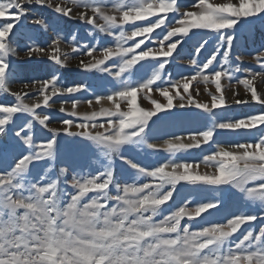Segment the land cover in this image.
<instances>
[{
  "label": "snow or ice",
  "instance_id": "obj_1",
  "mask_svg": "<svg viewBox=\"0 0 264 264\" xmlns=\"http://www.w3.org/2000/svg\"><path fill=\"white\" fill-rule=\"evenodd\" d=\"M260 85L264 0H0V264H264Z\"/></svg>",
  "mask_w": 264,
  "mask_h": 264
},
{
  "label": "rangeland",
  "instance_id": "obj_2",
  "mask_svg": "<svg viewBox=\"0 0 264 264\" xmlns=\"http://www.w3.org/2000/svg\"><path fill=\"white\" fill-rule=\"evenodd\" d=\"M49 11H50V10H49ZM74 24H75V26L73 27V29H76L77 27H79V25H77L75 22H74ZM84 35H85V33L82 34V37H83ZM253 40H255L256 44H258V43L260 42V40H261V37L259 36V34H256V35H254L251 39H249V41H248V46H249V47H253V46H255V45L253 44ZM186 59H187V56H184V57L180 58V60H178L177 63H183L184 60H186ZM76 62H77V61L74 59V60L72 61V64L75 65ZM47 70H48V67H47V66H44V67H42V68H40V66H35V67H27V66H26V67L22 68L21 72H22V75L24 76V78H28V77H30V76H38V77H42L43 73L46 72ZM169 71H171V72L175 75V72H176V67H175V65H173L171 68H169ZM68 73L73 74V75H71V76L69 77V76H67ZM68 73H66V74L64 75V79H65V81H66L67 83H71V82H74V81L79 82V81H82V80H84V79H88L87 75H86V74H83V73H81V72H79V70H73V71H70V72L68 71ZM18 87H19L18 84L13 85L14 90H15L16 88H18ZM260 87H261V88H264V85H260ZM241 93H243V89H241ZM227 95H228L229 97H231L232 92H231L230 90H228V91H227ZM157 98H158V97H157ZM198 98H199L200 100H202V101L208 99L207 96H206V94H202V95L199 96ZM145 106H147V102H145ZM58 109H59V102H57V103L54 105V107H53L51 110H49V111H50L52 114L57 115V114H58ZM79 110H80L81 112H83V111H87V110H88V106H87V104H83V103H82V104L79 106ZM237 110H238V111H247V109H246V108H243L242 106L239 107ZM51 126H58V124H57L56 122H53V124H52ZM192 126L194 127L195 125H192ZM224 139H234V137H231V136H225ZM69 141H71V138H69ZM71 147H72V145H71V143H69V148L71 149ZM159 155H160L161 157L165 156L164 153H160Z\"/></svg>",
  "mask_w": 264,
  "mask_h": 264
},
{
  "label": "trees",
  "instance_id": "obj_3",
  "mask_svg": "<svg viewBox=\"0 0 264 264\" xmlns=\"http://www.w3.org/2000/svg\"><path fill=\"white\" fill-rule=\"evenodd\" d=\"M74 26H75L74 22L71 23V24L68 26L69 30H72ZM80 31H81V34L84 33V30H83V29H81ZM38 66H40V68H42V67H44L45 65H38ZM27 67H35V66H27ZM66 73H68V71H65V72H64V75H65ZM71 75H73V74H70V73L67 74V76H69V77H70Z\"/></svg>",
  "mask_w": 264,
  "mask_h": 264
}]
</instances>
